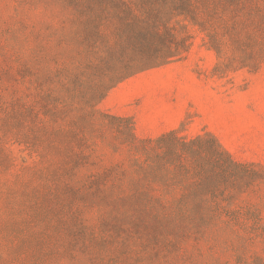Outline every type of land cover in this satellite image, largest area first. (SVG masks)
<instances>
[{
  "label": "trees",
  "instance_id": "trees-1",
  "mask_svg": "<svg viewBox=\"0 0 264 264\" xmlns=\"http://www.w3.org/2000/svg\"><path fill=\"white\" fill-rule=\"evenodd\" d=\"M29 1L47 16L32 33L47 58L46 44L55 43L48 59L57 66L39 76L34 63L41 54L26 63L19 57L14 80L28 88L36 76L47 117L36 118L27 90L13 99V113L26 128L25 142L29 125L39 124L49 147L62 154L54 178L65 181L80 176L85 165L95 166L86 172L89 189L80 190L81 183L76 190L80 196L104 201L120 214L165 220L210 246L264 248V196L258 201L252 196L264 184V163L237 160L211 132L190 137L173 129L142 138L131 117L96 109L121 81L185 57L192 45L190 27L205 34L221 73L257 71L264 64V0ZM110 125L113 137L128 146V166L94 164L101 156L98 138L110 143L101 132Z\"/></svg>",
  "mask_w": 264,
  "mask_h": 264
},
{
  "label": "rangeland",
  "instance_id": "rangeland-1",
  "mask_svg": "<svg viewBox=\"0 0 264 264\" xmlns=\"http://www.w3.org/2000/svg\"><path fill=\"white\" fill-rule=\"evenodd\" d=\"M41 11L29 0H0V264H264L263 247L210 246L165 220L120 214L104 201L80 196L76 190L81 183L80 190L89 189L86 172L95 166L85 165L80 176L65 181L54 178L62 154L49 147L39 124L29 125L30 142H25L26 128L13 113V99L27 90L36 118L47 117L39 106L36 76L28 88L14 80L20 56L26 63L42 55L34 63L39 76L57 66L48 59L55 43L44 42L47 58L32 33L47 19ZM189 31L192 45L185 57L121 81L96 109L131 117L142 138L173 129L190 137L211 132L237 160L264 163V64L257 71L221 73L205 34L195 27ZM113 125L101 129L110 143L98 138L101 156L94 164L128 166V146L113 137ZM255 190L258 201L264 184Z\"/></svg>",
  "mask_w": 264,
  "mask_h": 264
}]
</instances>
